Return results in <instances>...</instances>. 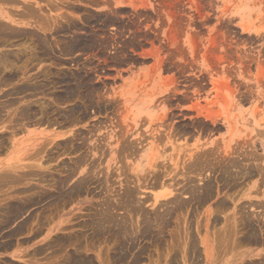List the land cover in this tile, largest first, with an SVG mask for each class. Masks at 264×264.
<instances>
[{
	"label": "rangeland",
	"instance_id": "1",
	"mask_svg": "<svg viewBox=\"0 0 264 264\" xmlns=\"http://www.w3.org/2000/svg\"><path fill=\"white\" fill-rule=\"evenodd\" d=\"M15 1L0 0L11 34L0 33V173H29L0 183V212L28 204L0 222V264H66L77 254L91 264H168L173 244L189 235L199 253L185 264H263L264 177L256 169L264 166V0ZM30 6L37 17L26 18ZM77 81L82 95L67 99ZM26 84L31 90L14 92ZM26 103L37 115L11 117ZM230 162L252 173L223 182ZM80 178L81 191L67 196ZM190 184L199 195L208 185L212 192L199 203ZM129 190L138 209H156L163 223L142 229L137 211L122 207ZM107 211L131 230L98 225ZM244 216L255 241L240 230L251 219Z\"/></svg>",
	"mask_w": 264,
	"mask_h": 264
},
{
	"label": "bare ground",
	"instance_id": "2",
	"mask_svg": "<svg viewBox=\"0 0 264 264\" xmlns=\"http://www.w3.org/2000/svg\"><path fill=\"white\" fill-rule=\"evenodd\" d=\"M2 1V0H1ZM9 2H10V0H8ZM13 1H15V0H13ZM7 2V1H6ZM16 2V1H15ZM8 4V3H7ZM50 4V3H49ZM70 4V3H69ZM31 5H33L32 3H31ZM58 5V4H57ZM23 6H24V4H23ZM22 6V7H23ZM27 6H29V5H27ZM54 6V5H53ZM25 7V6H24ZM30 7H32V6H30ZM30 7H26L27 9V11L26 12H29L28 14H30V15H26L27 17L26 18H28V16L30 17L31 16V14H34L33 16H36V13L34 12V8L32 7V8H30ZM63 8V7H62ZM22 9H24V8H22ZM59 9V8H58ZM37 11H38V13H39V10H43L42 9V7L38 10V9H36ZM35 10V11H36ZM73 12V11H72ZM21 13V12H20ZM19 13V14H20ZM23 13V12H22ZM21 13V15H23ZM26 14V13H25ZM41 14V13H40ZM43 16V15H42ZM19 17H21V16H19ZM37 17V16H36ZM21 18H24V17H21ZM42 18V17H41ZM44 18V17H43ZM0 19L1 20H4V19H6V17H0ZM30 19H31V17H30ZM36 19V18H35ZM35 19H33V21L35 20ZM38 19H39V17H38ZM45 19V18H44ZM48 19V18H47ZM50 19V18H49ZM70 19V18H69ZM41 20V19H40ZM40 20H39V22H40ZM53 20V19H52ZM56 20V19H55ZM42 22H44L43 20H42ZM47 22V21H46ZM49 22V21H48ZM55 23V22H54ZM8 24V23H7ZM6 23H4L3 21H0V33L2 34V36L3 37H8V35L10 34V27H9V25H7ZM39 24H43V23H39ZM44 25V24H43ZM48 25V24H47ZM46 25V26H47ZM55 25V24H54ZM45 26V25H44ZM46 26H45V28H46ZM15 27V26H14ZM13 27V28H14ZM73 27V26H72ZM39 28H41V27H39ZM54 28V27H53ZM15 29V28H14ZM12 30V29H11ZM68 30V29H67ZM13 31V30H12ZM42 31V30H41ZM37 32V31H36ZM17 33V32H16ZM0 34V35H1ZM13 34V33H12ZM34 34V33H33ZM70 34V33H69ZM37 35V34H36ZM10 36H11V34H10ZM40 38V37H39ZM42 38V37H41ZM78 41V43H79V40H77ZM21 42V41H20ZM23 42V41H22ZM46 43L45 42V40H43L42 41V43ZM75 42H76V40H75ZM83 42V41H82ZM64 43H65V41H64ZM71 43V42H70ZM74 43V42H73ZM87 44V43H86ZM104 44V43H103ZM106 44V43H105ZM72 45V44H71ZM74 45V44H73ZM78 45H81V44H78ZM25 46V45H24ZM41 46V45H40ZM69 46V45H68ZM76 46V45H75ZM31 47V46H30ZM70 47V46H69ZM81 47V46H80ZM40 48V47H39ZM49 48V47H48ZM68 49V48H67ZM70 49V48H69ZM68 49V50H69ZM85 49V48H84ZM59 51V50H58ZM79 51V50H78ZM33 52V51H32ZM61 55V54H60ZM55 56V55H54ZM27 57V56H26ZM8 58V57H7ZM6 60V59H5ZM4 60V62H2L1 64H0V66H2V68L5 70V66H6V61ZM0 62H1V60H0ZM1 68V69H2ZM45 73H47V72H45ZM77 77V76H76ZM78 78V77H77ZM74 79V78H73ZM52 80V79H51ZM57 81V80H56ZM66 81V80H65ZM49 82H50V80H49ZM69 82V81H68ZM67 82V83H68ZM60 83V82H59ZM58 83V84H59ZM66 83V82H65ZM78 83V81L76 82V85H78L77 84ZM28 84V83H27ZM27 84H26V86H23L22 88H21V86H20V89L19 88H17V89H15V91L14 92H16V91H18V92H16V93H22V95H23V93L24 92H26V91H29V90H31V88L32 87H27ZM53 84V83H52ZM56 84V83H55ZM45 85V84H44ZM47 85H48V83H47ZM51 85V84H50ZM73 85V84H72ZM70 86V85H69ZM69 86H67V88L69 87ZM73 86H75V85H73ZM82 86V85H81ZM81 86L80 85H78L77 86V88L75 89L76 90V92L74 91V92H69L70 94L68 95V97H67V99H70V98H74V95H77V93H80V94H78V95H82V93L80 92V89H81ZM66 87V86H65ZM38 88V87H37ZM83 88V87H82ZM36 89V88H35ZM50 89V88H49ZM87 89V88H86ZM33 90H34V88H33ZM71 90V89H70ZM93 91V90H92ZM89 92V91H88ZM84 93V92H83ZM92 93V92H91ZM25 95H27V94H25ZM84 96H82L83 98H81V96H80V98L81 99H85V98H87L88 100H90L91 98H90V96H89V94H88V96H89V98H88V96H87V94H83ZM31 96V95H30ZM87 96V97H86ZM25 97V96H24ZM57 98V97H56ZM14 99V98H13ZM58 99V98H57ZM61 98H59V100H60ZM75 99V98H74ZM80 99V101H82ZM87 99H86V101H87ZM54 100H55V98H54ZM53 100V101H54ZM76 100H78V99H76ZM18 100H16L15 102H17ZM11 101H9L8 103V106H9V108L11 107H13L12 105L14 104V103H10ZM20 102V101H19ZM27 102V101H26ZM83 102V101H82ZM91 102V101H90ZM3 103V102H2ZM84 103H86L85 101H84ZM88 103V102H87ZM4 104V103H3ZM5 104H7V101H6V103ZM24 104V103H23ZM29 103H26V105H22V107H20L19 106V111H17V112H15L17 109L15 108V111H14V114L13 115H11V117L13 116V118H14V116H17V118H18V120L20 121V120H23V119H25V121L27 120L26 118L27 117H31V115L33 114L34 115V113L36 114V112H35V109H33L32 108V106H30V105H28ZM53 104V103H52ZM1 105V104H0ZM33 105V104H32ZM41 105H42V102H41ZM50 105V104H49ZM84 105V104H83ZM4 106V105H3ZM15 107H16V105H14ZM1 107H2V105H1ZM0 107V108H1ZM4 107H7V105H5ZM47 107V106H46ZM46 107H41L42 108V110H40L41 112H39V113H42V112H44V108H46ZM85 107V106H84ZM8 108V109H9ZM76 108V107H75ZM75 108H72L71 110L69 109L68 110V112H67V110H66V112H67V115L66 116H69V115H71L72 116V114L74 113V111H75V113H76V111H78V110H80V109H75ZM98 108V107H97ZM4 109V108H3ZM7 109V110H8ZM13 109V108H12ZM37 109V108H36ZM40 109V108H39ZM47 109V108H46ZM48 109H50V108H48ZM52 109V108H51ZM2 110V109H1ZM0 110V111H1ZM7 110H6V112H7ZM84 110V109H83ZM9 111L10 110H8V112L7 113H9ZM46 111H48V110H46ZM45 111V112H46ZM2 112H3V110H2ZM13 112V111H12ZM12 112H10V113H12ZM65 112V111H64ZM80 113V112H79ZM64 114V113H63ZM62 114V115H63ZM66 114V113H65ZM9 115V114H8ZM32 115V116H33ZM37 115V114H36ZM35 115V116H36ZM56 115H58V114H56ZM59 115H60V113H59ZM74 115V114H73ZM34 116V117H35ZM40 116V115H39ZM47 116V115H46ZM50 116V115H49ZM61 116V115H60ZM63 116H65V115H63ZM10 117V118H11ZM30 117H29V119H30ZM45 117V116H44ZM77 117V116H76ZM16 118V117H15ZM40 118V117H39ZM43 118V117H42ZM41 118V119H42ZM70 118V117H69ZM12 119V118H11ZM70 120H71V118H70ZM10 121V120H9ZM12 121V120H11ZM24 121V120H23ZM40 121V120H39ZM66 121V120H65ZM13 122V121H12ZM35 122H37V121H35ZM41 122H43V121H41ZM40 122V123H41ZM67 122H69V121H67ZM261 133V135L263 134L262 132H260ZM260 133H259V135H260ZM4 135V134H3ZM2 136V135H1ZM263 137V136H262ZM4 140V139H3ZM2 140V141H3ZM1 141V142H2ZM0 142V143H1ZM122 143H123V141H122ZM124 143H126V142H124ZM130 143V142H129ZM125 145H127V143L125 144ZM124 145V146H125ZM129 145V144H128ZM63 146V145H62ZM131 146V145H130ZM130 146H129V148H130ZM98 148V147H97ZM120 148V147H119ZM126 147H124V149H125ZM129 148H127V149H129ZM60 149V148H59ZM123 149V150H124ZM126 149V150H127ZM131 149V148H130ZM69 150V149H68ZM121 150H122V146H121V148H120V152H121ZM125 151V150H124ZM128 151V150H127ZM252 151V150H251ZM250 151V152H251ZM85 152V151H84ZM227 152V151H226ZM88 153V152H87ZM98 153V152H97ZM102 153V152H101ZM123 153V152H122ZM126 153V152H125ZM196 153V152H195ZM229 153V152H228ZM82 154V153H81ZM100 154V153H99ZM126 154H128V153H126ZM125 154V155H126ZM220 155V159H221V154H219ZM223 155V154H222ZM225 155H227V154H225ZM255 156V154H253V152H252V154H249V156H248V158H249V160H253V159H255L254 157H252V156ZM99 156V155H98ZM122 156V155H121ZM208 156V155H207ZM207 156H205V159H206V157ZM218 156V155H217ZM209 157V156H208ZM207 157V158H208ZM223 157V156H222ZM78 158V157H77ZM82 159L83 158H85V157H81ZM86 158H87V156H86ZM123 158V157H122ZM121 158V159H122ZM195 158H197V157H195ZM200 158V157H199ZM204 157H202V159H203ZM264 158V157H263ZM149 159H151V158H149ZM217 159V158H216ZM258 159V158H257ZM196 160L197 159H195V162H193V163H197L196 162ZM244 160H246V159H244ZM248 160V161H249ZM259 160V159H258ZM263 160V159H262ZM79 161V160H78ZM200 160H198V162H199ZM202 161V160H201ZM204 161V160H203ZM202 161V162H203ZM226 161V160H225ZM247 161V160H246ZM264 161V160H263ZM83 163H84V161H82ZM90 162V161H89ZM94 162V161H93ZM192 162H189L190 163V166H191V164H192ZM204 162H206V161H204ZM200 163V162H199ZM210 163V162H209ZM240 163H242V162H240ZM240 163L239 164H237V163H231L230 162V164H228L229 165V167H226L225 168V170H224V174H226L225 176H224V181L223 182H227L228 184H231V182L232 181H234V179H237V178H242V179H244V177H247L248 175H250L252 172V167L250 166H248V168H246V164H242V165H240ZM251 163V162H250ZM40 164V163H39ZM95 164V163H94ZM150 164H151V162H150ZM198 164V163H197ZM196 164V165H197ZM227 164V163H226ZM35 165V164H34ZM75 165V164H74ZM77 165V164H76ZM82 165V164H81ZM92 166H93V164H91ZM153 165V164H152ZM189 165V164H188ZM212 165V164H211ZM210 165V166H211ZM221 165V164H220ZM219 165V166H220ZM40 166V165H39ZM69 166V165H68ZM26 167V166H25ZM30 167V166H29ZM29 167H28V169H29ZM33 167V166H32ZM32 167H31V169H32ZM194 167H197V166H192V168L193 169H195ZM23 167H20V166H14V167H3V169H1V173H0V183H2V184H5V186H6V184H8V182H10V183H14V182H18V181H20V179H22V177L25 175L26 176V174L27 173H29V172H27L26 174H24L23 172L24 171H22V173L21 174H19L18 175V173L16 172L17 170H19V169H22ZM72 168V167H71ZM94 168V167H93ZM191 168V167H190ZM192 168L190 169V170H192ZM201 168V167H200ZM70 169V168H69ZM198 169V168H197ZM197 169H196V172H197ZM232 169H235L236 171H238V173L239 174H237V176L236 177H233L232 175H234V174H232ZM238 169V170H237ZM73 170V169H72ZM72 170H71V172L70 173H72ZM75 170V169H74ZM187 170L188 171H190L189 170V168H188V166H187ZM199 170V169H198ZM256 170H258L257 171V173H261L262 175H263V177H264V166L263 167H261L260 169L258 168V169H256ZM38 171V170H37ZM187 171V172H188ZM195 171V170H194ZM201 171V170H200ZM203 171V170H202ZM210 171V170H209ZM26 172V171H25ZM32 172H34V170L33 171H31V173ZM36 172V171H35ZM46 172H48V171H46ZM186 172V173H187ZM199 172V171H198ZM214 172V171H213ZM256 172V171H255ZM37 173V172H36ZM44 173V172H43ZM51 173V172H50ZM49 173V174H50ZM69 173V174H70ZM190 173H191V171H190ZM195 173V172H194ZM35 173H33V175H34ZM86 174V173H85ZM38 175V174H37ZM42 175V174H41ZM195 175V174H194ZM196 175H198V174H196ZM195 175V176H196ZM255 175V174H254ZM29 176H30V174H29ZM36 176V175H35ZM68 176V175H67ZM220 176V175H219ZM14 178V179H11V178ZM40 177H42V178H40V179H43V176H40ZM52 177V176H51ZM223 177V176H222ZM252 177V176H251ZM260 177H262V176H260ZM262 177V178H263ZM26 178V177H25ZM24 178V179H25ZM37 178V177H36ZM84 178V177H83ZM86 178V177H85ZM84 178V179H85ZM147 178V177H146ZM157 178V177H156ZM161 178V177H160ZM27 179H29V178H27ZM83 179V180H84ZM87 179V178H86ZM23 180V179H22ZM21 180V181H22ZM30 180V179H29ZM44 180V179H43ZM79 180V179H78ZM77 180V181H78ZM83 180H81V178H80V185L79 186H76V187H71L70 189H69V187H66V188H64L67 184V182H66V180L65 181H63V182H59L58 184H59V186H60V189H61V191H63L62 189H69L67 192L65 191V194L67 195V196H71V195H73V193H74V195H75V193H78L79 191H81V188H82V185L85 183V180L83 181ZM129 180V179H128ZM241 180V179H240ZM24 181V180H23ZM34 181V180H33ZM42 181V180H41ZM48 181V180H47ZM81 181H83V182H81ZM87 181V180H86ZM45 182V181H44ZM192 182V181H191ZM51 183V182H50ZM74 183V182H73ZM155 183V182H154ZM162 183V182H161ZM194 183V182H193ZM16 184V183H15ZM56 184V183H55ZM55 184H53V185H55ZM77 184V183H76ZM158 184V183H157ZM207 184V183H206ZM206 184H204V185H206ZM223 184V183H222ZM9 185V184H8ZM44 185H46V184H44ZM78 185V184H77ZM167 185V184H166ZM203 185V186H204ZM1 186V185H0ZM13 186V185H12ZM70 186V185H69ZM72 186V185H71ZM73 186H75V184H73ZM157 186V185H156ZM159 186V185H158ZM190 186V187H189ZM188 186V188H186L187 190L189 189L190 191H192L193 192V194L195 193V191H194V188L191 186V184ZM200 186V185H199ZM202 186V187H203ZM37 187V186H36ZM127 187V186H126ZM142 187V186H141ZM257 187V186H256ZM255 187V188H256ZM2 188V187H1ZM4 188V187H3ZM56 188V187H55ZM6 189H8V188H6ZM22 189V188H21ZM35 189H37V188H35ZM155 189V188H154ZM185 189V190H186ZM201 189V188H200ZM199 189V190H200ZM203 190L204 189H206V193H204V192H202L203 194H200L199 195V193H200V191L198 190V188H197V191H196V195H194V197L196 198V197H198V200L197 201H201V200H204V199H206L208 196H210V193L212 192V187L210 186V185H208V186H205V188H202ZM257 189H258V187H257ZM256 189V190H257ZM260 189V188H259ZM23 190V189H22ZM184 190V191H185ZM186 190V191H187ZM171 191H173V190H171ZM179 191V190H178ZM178 191H176V193L178 192ZM133 191H127V194H126V199L128 200V203L126 204V203H123L124 205L122 206L123 208L125 207V206H127V209L128 208H133V209H135L134 210V212L135 211H137V214H135L134 212L132 213V214H135V215H138L139 214V216H140V221H139V223L140 224H142L143 226H142V229H144L145 231H149V229L155 224H157V223H160V222H162V216L160 215V214H157V213H155V211H156V209H154L155 211L153 212V213H151V212H149V211H145V210H143V211H141L142 209H143V207H140V208H142V209H138V207H139V205H137V206H135L134 205V198H133V193H132ZM138 192V191H137ZM181 192V191H180ZM188 192V191H187ZM192 192H190L191 194V196H192ZM134 193H135V191H134ZM167 195H170L171 193H170V191H167ZM170 193V194H169ZM48 194V193H47ZM137 194V193H136ZM135 194V195H136ZM165 194H166V192L164 193V195H163V197H166L165 196ZM173 194V193H172ZM181 194V193H180ZM180 194H179V196H180ZM188 194V193H187ZM43 195H45V194H43ZM134 195V196H135ZM189 195V196H190ZM30 196V195H29ZM119 196V195H118ZM125 196V195H124ZM156 197H158V194H156L155 195ZM175 196H176V194H175ZM174 196V197H175ZM178 196V195H177ZM182 196V195H181ZM228 196V195H227ZM11 197V196H10ZM154 197V196H153ZM159 197H161L160 195H159ZM171 197V196H170ZM233 197V196H232ZM146 198V197H145ZM148 198V197H147ZM152 198V197H151ZM183 198V197H182ZM227 198V197H226ZM28 199V198H27ZM66 199V198H65ZM122 199V198H121ZM124 199H125V197H124ZM123 199V200H124ZM152 199H155V197L154 198H152ZM192 199H193V197H192ZM197 199V198H196ZM235 199V198H234ZM233 199V200H234ZM68 200V199H67ZM117 200V199H116ZM126 200V201H127ZM147 200V199H146ZM149 200V199H148ZM158 200V199H157ZM176 200H177V198H176ZM194 200V199H193ZM232 200V201H233ZM30 201V200H29ZM28 201V202H29ZM64 201V200H63ZM125 201V200H124ZM154 201V200H153ZM156 201V200H155ZM159 201V200H158ZM181 201H183V200H181ZM199 201V203H201ZM205 201V200H204ZM219 201H223V200H219ZM224 201H225V199H224ZM226 201H230V198H229V200H227L226 199ZM3 202H5V201H3ZM106 202V201H105ZM175 202V201H174ZM177 202H179V201H177ZM176 202V203H177ZM187 201H185V203H186ZM234 202V201H233ZM232 202V203H233ZM26 201L25 202H23V200L21 201H19L18 202V204H17V202H16V204L15 203H10V204H7V206H5L4 205V207L5 208H3L2 210V213L0 214V222L2 223H8V221L11 219V218H13L14 217V215L17 213V212H19L20 211V208H23L26 204H28V203H26ZM30 203V202H29ZM40 203V202H39ZM116 203V202H115ZM122 203V202H121ZM159 203V202H158ZM226 203V202H225ZM225 203H223V204H225ZM63 204V203H62ZM65 204V203H64ZM163 204H165V203H163ZM218 204H220V203H218ZM227 204V203H226ZM108 205H109V203H108ZM143 205V204H142ZM159 205V204H158ZM161 205V204H160ZM179 205V204H178ZM184 204H183V202H180V206H178V207H181V206H183ZM221 206H223L222 205V203L220 204ZM217 206V205H216ZM225 206H227L228 207V205H225ZM224 206V207H225ZM259 206H261V205H259ZM26 207V206H25ZM110 207V206H109ZM120 207H121V205H120ZM119 207V208H120ZM137 207V208H136ZM158 207V206H157ZM161 207V206H160ZM218 207H220L219 205H218ZM245 207V206H244ZM165 208V207H164ZM167 208V207H166ZM165 208V209H166ZM199 208V207H198ZM217 208V207H216ZM258 208H260V207H258ZM121 209V208H120ZM148 209V208H147ZM163 209V208H162ZM225 209H226V207H225ZM101 210V209H100ZM118 210V209H117ZM124 210H125V208H124ZM131 210V209H130ZM130 210H128V211H130ZM167 210V209H166ZM168 210H169V212L170 213H172L171 212V210H170V208L168 207ZM223 210V209H222ZM260 210V209H259ZM22 211V210H21ZM112 211V210H111ZM116 211V210H115ZM220 211H221V209H220ZM219 211V212H220ZM224 211V210H223ZM227 211V210H226ZM263 211V210H262ZM120 212V211H119ZM162 212H164V211H162ZM168 212V211H167ZM131 213V212H130ZM217 213V212H216ZM245 213V212H244ZM19 214V213H18ZM120 214V213H119ZM169 214V213H168ZM173 214V213H172ZM180 214V213H179ZM252 214V213H251ZM250 214V215H251ZM263 214V213H262ZM124 215V214H123ZM167 215V214H166ZM174 215V214H173ZM173 215H171V217L173 216ZM194 215V214H193ZM249 215V216H250ZM264 215V214H263ZM117 216V215H116ZM246 216H247V214H246ZM246 216H244V218H251V217H246ZM257 216V215H256ZM102 218L101 219H98V220H100L101 222H100V224H98V225H105V226H103V227H105V228H116L117 229V231L120 233H122V232H125L126 233V231H128V228L130 229V227H131V225L129 226L128 224H126L125 222L127 221V219H126V221H124V220H122V221H124V222H122V224H120V223H116V221H115V216L112 214V213H108V211L104 214V215H102L101 216ZM133 217H134V215H133ZM161 217V218H160ZM164 217V216H163ZM161 219V221H159V222H157L158 220H160ZM116 220H118V219H116ZM133 220H134V218H133ZM181 220V219H180ZM191 221V220H190ZM98 222V221H97ZM121 222V221H120ZM155 222V223H154ZM165 222V221H164ZM175 222V221H174ZM99 223V222H98ZM128 223V222H127ZM130 223V222H129ZM163 223V222H162ZM181 223V222H180ZM139 224V225H140ZM173 224V223H172ZM242 225H240L241 226V229L240 230H243V231H246V234H250L249 236H247V238H245V240H254V239H257L256 238V236H257V228L255 229L254 227H253V222H252V218L251 219H247V220H244V223L242 222L241 223ZM133 225V224H132ZM154 225V226H155ZM161 225V224H160ZM159 225V226H160ZM141 226V225H140ZM162 226V225H161ZM178 226V225H177ZM256 226V225H255ZM94 227V226H93ZM156 227V226H155ZM157 227H158V224H157ZM166 227V226H165ZM170 227V226H169ZM160 228V227H159ZM180 228V227H179ZM182 228V227H181ZM99 229V228H98ZM138 229V228H137ZM107 230V229H106ZM131 230V229H130ZM165 230V229H164ZM108 231H110L109 229H108ZM107 231V232H108ZM184 231H186V229L184 230ZM190 231V230H189ZM247 231H249V233H247ZM97 232V231H96ZM106 232V233H107ZM133 232H136V231H133ZM180 232V231H179ZM182 232V231H181ZM216 232V231H215ZM218 232V231H217ZM103 233V232H102ZM175 233H177V232H175ZM191 233V232H190ZM189 233V234H190ZM264 233V232H263ZM98 234V233H97ZM109 234V233H108ZM181 234V233H180ZM185 234H187L188 235V232L186 231V233ZM259 234V233H258ZM84 235V234H83ZM130 235V234H129ZM170 235V234H169ZM243 235H245V234H243ZM261 235H262V233H261ZM173 236V235H172ZM181 236V235H180ZM239 236V235H238ZM61 237V236H60ZM185 237V236H184ZM243 237V236H242ZM244 237H246V236H244ZM263 237V236H262ZM87 238V237H86ZM155 238V237H154ZM182 238V237H181ZM188 239H180L179 241L177 240V238H176V240H177V242H176V247H174V244H173V249L172 250H175V252L171 255V254H169L170 255V257H169V262H168V264H185L186 262H187V260H189V258L194 262V260H195V258L196 257H198L197 255V247H198V241L197 240H195V238L193 239V238H191L190 237V235H189V237H187ZM222 238V237H221ZM237 238V237H236ZM100 239V238H99ZM122 240V239H121ZM154 240V239H153ZM152 240V241H153ZM237 240V239H236ZM243 239H241V241H242ZM259 240V239H258ZM75 241V240H74ZM83 241V240H82ZM111 241H112V239H111ZM158 241V240H157ZM238 241V240H237ZM237 241H236V243H237ZM255 241V240H254ZM77 242V241H76ZM113 242V241H112ZM243 242V241H242ZM248 242V241H247ZM91 243V242H90ZM120 243V242H119ZM238 243H240V242H238ZM10 244V243H9ZM114 244H115V242H114ZM113 244V245H114ZM117 244V243H116ZM121 244V243H120ZM217 244V243H216ZM215 244V245H216ZM67 245H68V243H67ZM74 245V244H73ZM76 245V244H75ZM50 246V245H49ZM76 246H78V245H76ZM91 246V245H90ZM123 246V245H122ZM168 246H169V244H168ZM214 246V245H213ZM3 247V246H2ZM74 247V246H73ZM112 247V246H111ZM233 248H235V247H233ZM88 250V249H87ZM82 251H83V249H82ZM81 251V252H82ZM119 251V250H118ZM181 253V254H183V256L181 257V258H179L178 256H177V253H179V252ZM76 253V252H75ZM74 253V254H75ZM79 253V252H78ZM179 253V254H180ZM199 253V252H198ZM66 254V253H65ZM217 255V254H216ZM243 255V254H242ZM77 257L75 258V259H71L70 257H68L67 259H66V264H91L90 263V259H87V258H85V257H83V255H82V257L79 255L78 256V254L76 255ZM139 256V255H138ZM187 257H188V259H187ZM243 257V256H242ZM264 257V256H263ZM137 258V257H136ZM140 259V258H139ZM160 259V258H159ZM240 259V258H239ZM197 260V259H196ZM253 261V260H252ZM252 261H250L251 262V264H259V262H255V263H252ZM260 261V260H259ZM264 261V260H263ZM263 261H260V263L262 262L263 264H264V262ZM52 262H54V261H52ZM180 262V263H179ZM196 262H199V260L198 261H196ZM113 263V262H112ZM167 263V262H166ZM195 264V263H194ZM229 264H244V263H235V262H230ZM247 264V263H246ZM250 264V263H249Z\"/></svg>",
	"mask_w": 264,
	"mask_h": 264
}]
</instances>
